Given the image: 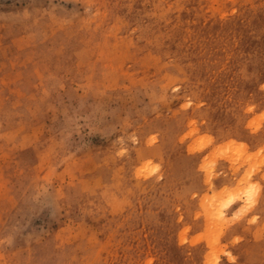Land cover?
Returning <instances> with one entry per match:
<instances>
[{
  "label": "rangeland",
  "instance_id": "rangeland-1",
  "mask_svg": "<svg viewBox=\"0 0 264 264\" xmlns=\"http://www.w3.org/2000/svg\"><path fill=\"white\" fill-rule=\"evenodd\" d=\"M262 166L264 0H0V264H264Z\"/></svg>",
  "mask_w": 264,
  "mask_h": 264
},
{
  "label": "crops",
  "instance_id": "crops-1",
  "mask_svg": "<svg viewBox=\"0 0 264 264\" xmlns=\"http://www.w3.org/2000/svg\"><path fill=\"white\" fill-rule=\"evenodd\" d=\"M263 173H264V166H262L260 172L256 173V174L254 175V177H253V179H254V180H258L259 184L261 185V187H262V192H261V196H259L260 198H259V200H258L256 206H255L251 211H249V212L245 215L244 220L249 219L253 213H256V212L263 213V212H264V179H261V175H262ZM234 209H235L234 206L231 207L230 210H229V212H230L231 210H234ZM229 214H230V213H229ZM233 234H234V233H232V235H233ZM230 237H231V236H230Z\"/></svg>",
  "mask_w": 264,
  "mask_h": 264
},
{
  "label": "bare ground",
  "instance_id": "bare-ground-1",
  "mask_svg": "<svg viewBox=\"0 0 264 264\" xmlns=\"http://www.w3.org/2000/svg\"><path fill=\"white\" fill-rule=\"evenodd\" d=\"M247 192H248V190H247ZM236 195H237L236 192L230 193V194L227 196V203H226V204H231V203L235 200Z\"/></svg>",
  "mask_w": 264,
  "mask_h": 264
}]
</instances>
